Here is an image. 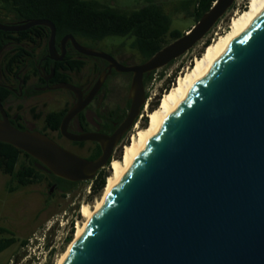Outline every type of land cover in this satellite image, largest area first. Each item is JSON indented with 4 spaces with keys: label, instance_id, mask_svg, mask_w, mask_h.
Masks as SVG:
<instances>
[{
    "label": "water",
    "instance_id": "obj_1",
    "mask_svg": "<svg viewBox=\"0 0 264 264\" xmlns=\"http://www.w3.org/2000/svg\"><path fill=\"white\" fill-rule=\"evenodd\" d=\"M238 0H216L179 39L141 65L125 67L103 51L69 34L87 57L109 63L87 99L70 84L78 103L64 117L63 135L72 142H96L102 155L90 161L47 135L15 127L0 100V142L37 161L38 167L74 182H92L112 163L123 135L147 102L144 76L183 57L214 29ZM50 29L57 54V30L49 20L0 31ZM132 72L130 111L112 135L67 132L69 122L91 101L112 70ZM63 264H264V11L244 30L182 101L144 148L97 211Z\"/></svg>",
    "mask_w": 264,
    "mask_h": 264
},
{
    "label": "rangeland",
    "instance_id": "obj_2",
    "mask_svg": "<svg viewBox=\"0 0 264 264\" xmlns=\"http://www.w3.org/2000/svg\"><path fill=\"white\" fill-rule=\"evenodd\" d=\"M113 8L124 11L139 10L150 3L159 5L164 13L171 18V30L187 33L195 24L196 0H98ZM250 0H238L231 10L220 20L207 37L190 50L183 57L177 59L172 65H168L156 71L145 92L147 102L141 115L135 123L133 130L127 135L123 143L116 147L113 160H120L125 146L131 143L137 129L145 128L149 123L148 115L159 107L164 94L170 91L177 83L179 77L185 74L197 58L201 57L206 49V43H214L220 35L227 33L232 20L238 13L249 7ZM1 6V5H0ZM0 7V18L12 22V17ZM133 38L110 37L100 43L83 41V45L92 49L103 51L119 59L130 62L132 66L141 65V55L131 47ZM166 40L172 41L168 35ZM143 64V63H142ZM90 65L75 77V81L93 77ZM119 91L115 101H119L123 94ZM70 95L66 91L45 94L37 98L39 104H50L45 110L59 112L67 108L70 103ZM138 125V128L136 126ZM67 150L88 158L91 155L90 142L83 147L76 143L64 142ZM111 165V164H110ZM110 165L105 168L111 175ZM51 178H46L40 183L20 188L9 192L10 177L0 172V240L15 238L17 242L8 250L0 254V264H57L59 258L66 252L74 240L77 224L84 223L85 219L80 213L83 205L92 208L102 198L103 191L98 195H92L90 182H82L74 191L66 197L51 185ZM107 182V181H106ZM45 238L47 249L37 256L27 257L29 252L23 242L34 240L33 246L39 243L37 239ZM71 238V241L68 239ZM52 249L51 252L49 250ZM37 249V248H36ZM25 257H27L25 259Z\"/></svg>",
    "mask_w": 264,
    "mask_h": 264
},
{
    "label": "flooded vegetation",
    "instance_id": "obj_3",
    "mask_svg": "<svg viewBox=\"0 0 264 264\" xmlns=\"http://www.w3.org/2000/svg\"><path fill=\"white\" fill-rule=\"evenodd\" d=\"M21 23L23 22L4 24L18 25ZM14 38L7 40L0 49V100L11 123L23 130L41 132L65 149L64 142L66 141L73 144L79 143L72 142L63 135L61 125L64 118L60 125L55 127L56 118L53 117V114L62 112H66V116L78 103V98L72 91L56 87L62 84L73 85L80 90L83 99H87L99 77L108 71L109 63L103 59L80 54L70 42L65 45L66 51L63 53V38L56 41V55L50 52L49 40L41 43L36 38H31L28 42L17 43ZM113 57L120 65L132 66L130 62ZM88 65L92 69L93 77L75 81L74 78L81 76ZM80 66V69H76ZM153 74L144 76L145 89ZM133 76L132 72H117L113 69L90 103L69 122L67 132L74 135L96 133L112 136L124 123L130 111ZM62 91L70 95L69 106L59 112L45 113L50 104H39L37 98ZM119 91L123 96L117 102L115 96ZM137 120L123 135L118 146L133 130ZM82 143L87 145L88 142ZM97 145L99 144L96 142H90L91 148ZM35 163L37 164L36 160ZM42 171L51 174L45 170ZM52 187L57 189V183H54Z\"/></svg>",
    "mask_w": 264,
    "mask_h": 264
},
{
    "label": "trees",
    "instance_id": "obj_4",
    "mask_svg": "<svg viewBox=\"0 0 264 264\" xmlns=\"http://www.w3.org/2000/svg\"><path fill=\"white\" fill-rule=\"evenodd\" d=\"M215 1H195L196 23L211 9ZM0 5L2 10L11 15L12 22L51 21L56 26L57 41L69 34L73 35L80 43L88 41L94 44L110 37L133 38L131 47L138 51L144 62L185 34L178 30L172 31L171 18L164 13L159 5L154 3L135 11L113 8L98 0H0ZM0 22L7 23L6 19L1 18ZM168 35L172 41L166 40ZM12 38L17 43L28 42L31 38H36L37 41L43 43L49 40L50 29L44 26H36L18 33L0 31V49L7 40ZM205 45L207 47L210 43ZM80 68L81 66L76 67V69ZM65 113L53 114V117L56 118L55 127L60 125ZM76 144L81 147L84 146V143ZM101 155L102 149L97 145L91 149V155L87 159L94 161ZM0 172L10 177L9 192L51 178V185L57 183V190L66 197L82 183L70 182L43 172L38 168L34 158L3 142H0ZM108 177L105 169L97 174V177L90 182L92 195H98L104 190ZM68 241H71V238ZM16 242L15 238L0 240V254ZM23 245L26 246L27 241L23 242Z\"/></svg>",
    "mask_w": 264,
    "mask_h": 264
},
{
    "label": "bare ground",
    "instance_id": "obj_5",
    "mask_svg": "<svg viewBox=\"0 0 264 264\" xmlns=\"http://www.w3.org/2000/svg\"><path fill=\"white\" fill-rule=\"evenodd\" d=\"M264 11V0H250L249 7L238 13L232 20L227 33L220 35L212 44L206 47L203 55L197 58L194 65L179 77L174 87L166 92L161 99L160 105L148 115L149 123L145 128H138L132 137L131 143L125 146L120 160H113L110 169L111 175L108 177L103 190L102 198L92 208L90 205H83L80 213L85 219L84 223L77 224L74 240L68 249L59 258L57 264H63L70 250L90 224L91 220L101 208L116 185L120 182L144 148L162 128L173 112L182 101L192 92L199 80L212 68L215 62L224 54L230 45L246 30V28Z\"/></svg>",
    "mask_w": 264,
    "mask_h": 264
},
{
    "label": "built area",
    "instance_id": "obj_6",
    "mask_svg": "<svg viewBox=\"0 0 264 264\" xmlns=\"http://www.w3.org/2000/svg\"><path fill=\"white\" fill-rule=\"evenodd\" d=\"M37 241H39V243H37L36 245L33 246V242L34 240H30L29 244L26 245V249L29 252V255L27 257H31V255L33 256H37V251L38 254L41 255L45 249H47V245H46V240L45 238L42 239H37ZM37 248V249H36ZM53 249V247L49 250V252H51ZM25 257V259L27 258ZM38 257V256H37Z\"/></svg>",
    "mask_w": 264,
    "mask_h": 264
}]
</instances>
